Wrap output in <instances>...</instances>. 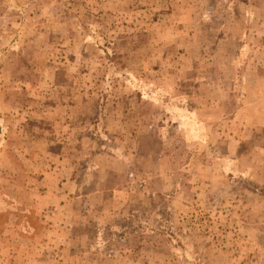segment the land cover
Wrapping results in <instances>:
<instances>
[{"label": "rangeland", "instance_id": "1", "mask_svg": "<svg viewBox=\"0 0 264 264\" xmlns=\"http://www.w3.org/2000/svg\"><path fill=\"white\" fill-rule=\"evenodd\" d=\"M0 264H264V0H0Z\"/></svg>", "mask_w": 264, "mask_h": 264}]
</instances>
